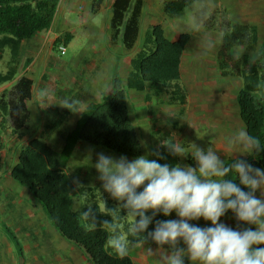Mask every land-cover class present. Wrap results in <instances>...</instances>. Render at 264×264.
<instances>
[{"label": "trees", "instance_id": "16d2710c", "mask_svg": "<svg viewBox=\"0 0 264 264\" xmlns=\"http://www.w3.org/2000/svg\"><path fill=\"white\" fill-rule=\"evenodd\" d=\"M201 1L203 0H162V11L168 20H174ZM60 2L61 0H0V50L10 46L14 51L22 41H31L37 35L48 32L55 21ZM102 2L103 0H93V14L98 12ZM143 11L144 0H114L112 4L109 31L112 39L118 41L124 51L133 52L137 46ZM217 13L223 16L224 12L220 10ZM217 13L208 16L204 28L220 35V48L217 53L219 75L239 81L240 86L235 95L239 120L242 127L259 137L264 145V37L256 53L239 54L240 49L250 51L257 46L258 28L231 23L228 14L224 21L219 14L221 24L216 26ZM72 38V34H67L57 39L52 45L53 51L62 55L59 48H66ZM190 42L189 34H180L177 40L171 41L165 36L162 25L152 26L142 48L130 61L131 69L127 79L123 81L117 70L113 73L109 91L83 109L71 130L63 134L62 145L56 148L50 143L51 134L58 131L60 125H46L45 131L48 135L18 146L16 161L8 171L4 170L7 152L11 150V145L21 142V131L27 128L30 120L28 103L32 100L35 84L33 80L16 71L17 62H14L13 67L6 73H0V88L11 84L0 93V181L6 175L25 188L40 205L54 230L81 251L85 264L136 263L130 254L120 259L107 245L109 233L99 226L93 227L91 220L82 218L83 209L92 205L98 222L110 220V216L100 212L106 211L105 206L115 209L118 201L105 192L102 186L76 187L74 177L69 171L71 161L80 144L119 156L126 155L129 159L144 155L142 139L131 117V92L144 94L145 102L155 99L158 105L184 109L188 104V90L182 82L181 60ZM30 63L31 61L27 60L23 68ZM54 68L58 69L55 66ZM44 82L43 79L41 83ZM55 84L59 85V81ZM60 86H57V91L49 90L48 93L57 99H65L69 95ZM62 105L59 108L63 110L65 120L71 111ZM42 106L51 109L58 105L54 106L45 100ZM153 135L156 136V143L151 146V151L158 149L165 157L158 159L154 156V159L170 166L179 164V157L171 156L166 149L159 147L161 142H179L177 136L159 131H155ZM235 158L237 157L225 161L230 163ZM239 158L247 159L253 166L264 169V151ZM241 187L244 191L249 190L243 185ZM142 188L143 186L138 191H142ZM124 214L122 210L121 215ZM147 214L151 215V212ZM226 218L230 220V227L233 229L239 226L256 230L255 225L238 222L231 211L221 217V220ZM156 219L171 218L161 213ZM120 223L123 230L127 219L121 217ZM154 227L153 222L148 231H152ZM10 229L11 226L0 212V231L17 248L20 234L15 231L12 233ZM182 244L181 242L179 246L182 247ZM145 246L157 248L151 241ZM165 249L167 250V246ZM16 253L21 257L23 247L20 246ZM1 261L0 254V264ZM185 264H191L187 257Z\"/></svg>", "mask_w": 264, "mask_h": 264}, {"label": "clouds", "instance_id": "9594fccd", "mask_svg": "<svg viewBox=\"0 0 264 264\" xmlns=\"http://www.w3.org/2000/svg\"><path fill=\"white\" fill-rule=\"evenodd\" d=\"M78 104L65 100L62 107L81 113ZM159 147L174 157L190 156L195 166L161 164L158 159L165 157L158 149L132 160L126 155L115 158L103 152L96 154L97 179L118 206H105V212L99 211L110 220L98 222L92 205L86 206L81 216L109 233L108 247L123 259L130 248H144L152 255L153 249L145 248L149 241L157 245V250L167 246L166 254L160 256L161 264H185V257L192 264H264V247H258L264 245V199L256 195L259 190L264 196V169L239 158L264 151L260 138L240 128L226 141L225 151L239 154L230 163L212 147L205 150L195 143L191 152L180 142L165 141ZM74 183L83 187L78 180ZM241 185L249 190L244 191ZM173 211L179 219H156L158 214L167 217ZM228 211L238 222L255 225L256 230L239 226L233 229L221 223ZM121 217L127 219L123 230ZM200 218L210 221L211 226L202 228L190 223ZM153 222L154 229L148 231ZM181 242L184 247L179 246Z\"/></svg>", "mask_w": 264, "mask_h": 264}, {"label": "crops", "instance_id": "0c3cea01", "mask_svg": "<svg viewBox=\"0 0 264 264\" xmlns=\"http://www.w3.org/2000/svg\"><path fill=\"white\" fill-rule=\"evenodd\" d=\"M79 1L81 0H61L55 21L48 32L37 35L31 41H22L14 51L10 46L0 50V73H6L13 67L14 62H17L18 68L16 71L21 72V75L33 80L35 84L32 91V100L28 103L30 120L27 128L21 131L23 134L21 142L14 144L13 146L11 145V150L7 152L5 171H8L15 163L18 146L26 144L34 138H41L43 135H48L45 131L46 125H60L59 130L51 134L50 143L56 141L62 142L63 134L71 130L81 113L71 112V114L64 120L65 115H63V110L59 108L60 105H62L65 100L78 101L79 104L77 107L82 112L89 103L98 101L104 93L109 91L110 81L116 70L122 80L125 81L131 69L130 61L136 52L142 48L144 39L149 33L151 27L163 25L154 22V18L149 17L148 14H153L151 12L152 6L149 0H144L140 38L135 50L133 52H127L124 51L118 41L112 39L111 32L109 31L111 9L114 0H103L96 14L91 12L93 0H87L83 11L85 10L88 14L87 19L84 17V21H80L82 20V15L81 10H78ZM159 8L162 12L161 15L166 18L162 11V0H159ZM76 10H78V12ZM75 13H77V20H79L81 26H84L92 37L88 50H86V53L81 58V62L72 67L71 64L60 62L54 56L52 45L60 37L71 34L70 22H72L71 20L73 18H71L70 15ZM106 13L109 15L108 20L105 19L100 21L99 16ZM142 31L146 33L145 36L142 35ZM166 34L167 32H165V36L171 41L177 40L180 35L174 31L170 33V37ZM183 34L191 35V42L181 60V77L185 62L187 61L191 64L192 58L193 60L197 59V56L193 54L199 52L198 50L191 49V46L195 44L193 41V31L189 30ZM217 35L214 45H211V48H206L203 52L201 50V54H208V56L214 57L217 72L219 73L217 53L220 48V35ZM0 40H2V38H0ZM261 42L259 35L257 44H261ZM40 55L45 59L44 69L39 73H35L34 67ZM189 56H191V58H189ZM27 60H30L31 63L26 68H23ZM54 66L59 68L54 70ZM47 78L48 81H46ZM43 79L45 82L42 84L41 81ZM57 81H59V85H61L60 88L64 89L69 95L65 99H57L54 95L48 93L49 90L57 91V86H59L55 84ZM10 85L11 84H7L1 87L0 93L9 88ZM131 93L132 96H142L139 109H135L136 106H134V103L132 102V97L130 100L131 117L139 132L140 128L138 127V124L149 121V110L152 109V105H163H158L155 99H152L151 102H145L144 94ZM45 100L50 101L54 106H58L54 108L52 107L51 109H45L42 106ZM135 110H140L143 115L142 120L136 119L138 116H136L137 113ZM48 113L50 114L47 115ZM155 131L158 130L152 129L150 134L153 135ZM82 147L93 149L91 146L80 144L74 158L78 155L79 148ZM74 158L69 167V171L73 175L74 180H78L83 186H102L97 178L93 181V178L90 176L92 174L89 173L90 171L88 169L83 170L84 166L79 169L80 171L76 170L73 166ZM80 167H82V165ZM0 212L3 218L7 220L8 225L15 227V231L20 234L19 238L22 239L24 244L22 246L23 256H28L27 260L24 259L22 261L23 264H76L74 260L77 257H79L80 261L82 260V263L85 264L81 251L64 240L63 237L54 230L40 205L30 196L27 190L17 185L6 175L0 181ZM4 245L5 247L10 246L15 252L14 244L0 234L1 256H3L2 252ZM47 259L50 260L49 263H45ZM16 264H18V262Z\"/></svg>", "mask_w": 264, "mask_h": 264}, {"label": "rangeland", "instance_id": "374dc122", "mask_svg": "<svg viewBox=\"0 0 264 264\" xmlns=\"http://www.w3.org/2000/svg\"><path fill=\"white\" fill-rule=\"evenodd\" d=\"M149 1L152 6L151 12L153 14L148 15L149 17L154 18V22L163 24L162 27L165 32H167L166 35L170 37L172 31L179 34H183L189 30L193 31V41L195 44L191 46V49L198 50L199 52L193 54L197 56V59L193 60L192 58L191 64L186 61L184 69L182 70V82L188 90L187 106L184 109H180L168 105H152V109L149 110V121L138 124V127L140 128L139 134L144 145V155L151 152V146L156 143V136L150 134V131L155 129L163 134H173L177 136L179 142L182 146L188 149L189 152L193 150V144L195 143L198 147L205 150L208 147H212L214 151L219 152L218 154L221 156V159L224 160L239 156V154H234L233 156L232 152L225 151V145L228 138L242 128L235 104V95L240 83L232 78H221L217 72L214 57L208 56V54H201V50L203 52L206 48L214 45L218 36L217 33L204 28V24L206 23L204 17L207 16V18H209L208 16L211 17L214 13L223 10V16L220 13H217L218 24L216 23V26H220L221 24L220 15L223 17L222 20L224 21L228 14V19L231 23L255 25L258 28L261 42L262 37L264 36V0H203L195 4L192 8L187 9L173 21L167 20L161 15L162 12L159 8V0ZM86 2L87 0H81L78 3V10H81L82 15V20L80 21H84V17L87 19L88 13L85 12V10L83 11ZM78 10L76 11L78 12ZM70 17L73 18L71 20L72 22H70V32L73 35V38L66 46V55L62 56L59 53L54 52V56L60 62L71 64V66L74 67L81 62V58L86 53V50H88L92 36L84 26H81L79 20H77V13L70 15ZM99 18L100 21L105 19L108 20L109 15L107 13L102 14ZM201 23H203L202 27H200ZM145 34L146 33L142 31V35L145 36ZM258 47L259 44H257L253 50L246 51L245 49H240L238 52L239 54H244L246 52L256 53ZM41 55L35 64V73H39L44 69L45 59L41 57ZM189 58H191V56H189ZM141 101V95L132 96V102L134 103V106H136L135 109H139ZM135 112L137 113L136 116H138L136 119L142 120L143 115L140 110H135ZM51 144L56 148H59V146L62 145V142L56 141ZM100 152L115 158L120 157L111 152H106L103 149H88L82 147L79 148L78 155L74 158V168L79 170L84 166L83 170L88 169L90 171L89 173L92 174L90 176L94 181L98 176V173L94 168L96 154ZM148 158L154 159V156H149ZM179 164L182 166H195V161L189 156L186 159L180 158ZM81 165L82 167H80ZM257 197L264 199V196H261L259 190L257 191ZM168 217L171 219H179L174 211ZM220 222L229 227L231 226L228 218L221 220ZM190 223L202 228L211 226V222L205 221L203 218L196 221H190ZM14 228L15 227L11 226L10 230L12 233L15 231ZM0 234L3 237L5 236L2 231H0ZM18 242L19 245L15 248V252L10 246L5 247L4 245L5 249L3 248L1 264H16L17 262L18 264H23L22 261L28 259L27 255H21V257H18L16 252L20 246L24 245L22 239L18 238ZM182 247H184L183 244ZM145 248L147 247L145 246ZM152 249L154 251L152 255H148L144 248H132L129 254L136 264H161L160 256L166 254V251L163 249L157 250V248ZM22 256L24 258H22ZM49 259H47L45 263H49ZM74 262L76 264H84L82 263V260L80 261L79 257H77Z\"/></svg>", "mask_w": 264, "mask_h": 264}, {"label": "built area", "instance_id": "2783aa9c", "mask_svg": "<svg viewBox=\"0 0 264 264\" xmlns=\"http://www.w3.org/2000/svg\"><path fill=\"white\" fill-rule=\"evenodd\" d=\"M59 51H60V53H61L62 55H64L65 52H66V48L63 47V46H61V47L59 48Z\"/></svg>", "mask_w": 264, "mask_h": 264}]
</instances>
